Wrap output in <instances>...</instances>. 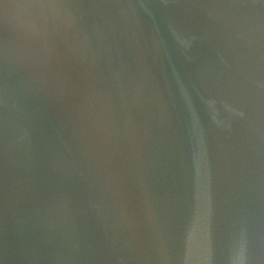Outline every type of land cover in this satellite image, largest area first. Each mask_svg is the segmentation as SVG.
<instances>
[{"label": "water", "instance_id": "1", "mask_svg": "<svg viewBox=\"0 0 264 264\" xmlns=\"http://www.w3.org/2000/svg\"><path fill=\"white\" fill-rule=\"evenodd\" d=\"M0 264H264V0H0Z\"/></svg>", "mask_w": 264, "mask_h": 264}]
</instances>
